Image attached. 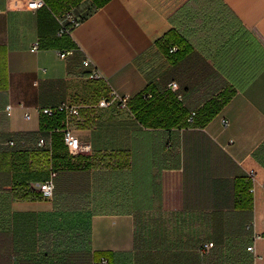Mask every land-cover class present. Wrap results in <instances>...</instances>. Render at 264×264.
Masks as SVG:
<instances>
[{
	"label": "crops",
	"instance_id": "crops-1",
	"mask_svg": "<svg viewBox=\"0 0 264 264\" xmlns=\"http://www.w3.org/2000/svg\"><path fill=\"white\" fill-rule=\"evenodd\" d=\"M30 1L0 0V264H264L246 230L264 233V0ZM68 14L81 25L59 37ZM171 81L185 110L139 123L138 97ZM109 89L131 113L96 106ZM62 103L80 106L86 162L70 159L51 200L27 199L53 168L40 109Z\"/></svg>",
	"mask_w": 264,
	"mask_h": 264
},
{
	"label": "built area",
	"instance_id": "built-area-1",
	"mask_svg": "<svg viewBox=\"0 0 264 264\" xmlns=\"http://www.w3.org/2000/svg\"><path fill=\"white\" fill-rule=\"evenodd\" d=\"M44 6V1L43 0H31L28 4L27 7L29 9H39ZM81 25V20L79 18H76L73 14H68L66 16V22H61L57 35L59 37H62L65 34H71L72 31L76 28H78ZM37 49V44L33 46L32 50ZM177 48L172 47L170 49V53L176 52ZM73 54V50H66L63 52H60V57L61 58H66L70 55ZM83 66L86 69H89L88 73V78L92 81H98L100 80V75L90 63L89 60H84L83 61ZM167 91L173 92L176 94L177 100L182 101V96L179 95L177 92L179 90L178 83L176 81H171L167 84ZM147 98H152V95L149 93L147 95ZM131 97L129 95H121L117 93L113 89H109L105 96L102 97L98 103L97 107L102 108V109H111V108H116L120 111L123 112H129L131 113ZM11 109L12 106L8 105L6 107V112L8 115L11 114ZM40 114L48 119L55 118L57 116L63 117L61 120V125L56 126L53 129L49 130V138L41 137L37 145L41 149H45L48 152L52 151V138L51 136L55 133H60L62 135L63 143L70 155H79L81 153H84L86 151H89V146L83 145L80 139L74 134L72 130V125L74 122H77L81 118V111H80V106L74 105L71 103H62L59 105L55 106H46L42 107L40 109ZM196 115V112H191L190 113V121L194 118ZM25 117L28 119L30 118L29 113L25 114ZM224 124L227 125V122L224 120ZM11 146L14 144L13 142L9 143ZM249 176L252 182L256 181V175L254 170L249 171ZM57 177V171L52 168L50 171V176L47 180L43 181L42 183L38 184H33L30 186L32 190L37 192L40 195V198L43 200H51L54 197V192H55V179ZM255 189L254 186L249 190L250 193H254ZM246 230L250 231L251 233V240L252 244L247 247V251L251 252L255 255L256 259H261L260 256L256 255V248H255V243L258 240H261L264 238V233L258 231L257 229V224L255 219L251 220L246 224ZM203 251L205 253H209L213 248L214 244L212 242H206L202 246ZM102 264L106 263V260L103 259L101 261Z\"/></svg>",
	"mask_w": 264,
	"mask_h": 264
},
{
	"label": "trees",
	"instance_id": "trees-1",
	"mask_svg": "<svg viewBox=\"0 0 264 264\" xmlns=\"http://www.w3.org/2000/svg\"><path fill=\"white\" fill-rule=\"evenodd\" d=\"M152 95V98H147L148 94ZM166 96L161 95H155L152 91H146L141 96L138 97V105L135 112V118L138 120L141 124H152V125H166L169 126L174 121L171 120L172 115L175 113H181V111H184L185 108L182 106L180 101L177 100L176 95H173L171 92L166 91ZM131 106V103H130ZM133 107L131 106V110ZM134 112V111H133ZM158 114H162V119H158ZM63 117L57 116L52 119L45 118L44 119V125L45 127L50 130L55 128L56 126L61 125V120ZM49 159L53 163V168L57 171V175L59 174V171H62V169H68L73 170L74 165L70 162L71 158H79L80 160H85V156L78 155L77 157H70V155L67 152V149L63 143L62 135L60 133L53 134L52 137V151L47 152L45 150ZM117 156V154H114ZM119 160L122 158L117 156ZM63 162V165H62ZM64 166V168H62ZM63 182V179L60 177L57 178L56 186H55V192H61L64 189L61 188V185ZM24 197L27 199L30 198H40V195L32 190L30 186H24ZM88 217L90 215H86L87 220L83 221L81 223V227L84 230L85 237L88 234ZM85 239V238H84ZM51 264H59V263H51ZM62 264V263H61Z\"/></svg>",
	"mask_w": 264,
	"mask_h": 264
},
{
	"label": "rangeland",
	"instance_id": "rangeland-1",
	"mask_svg": "<svg viewBox=\"0 0 264 264\" xmlns=\"http://www.w3.org/2000/svg\"><path fill=\"white\" fill-rule=\"evenodd\" d=\"M67 152H68V151H67ZM68 154H69V153H68ZM81 154H82V153H81ZM81 154H79V155H81ZM69 155H70V154H69ZM77 156H78V155H75V156H74V155H70V157H77ZM78 161H80V159H78ZM83 161H84V163L86 162L85 160H83ZM88 177H89V180L92 179L90 175H89ZM95 178H97V176H96ZM79 179H81V178L79 177ZM79 179H78V181H80ZM56 181H57V178H56ZM55 185H56V184H55ZM80 185H81V184H80ZM61 188H62V189L65 188L64 183H63V187H62V185H61ZM85 219L87 220L86 216L82 217V222L85 221ZM79 222H80V221H77V224H76V225L81 226V225L79 224Z\"/></svg>",
	"mask_w": 264,
	"mask_h": 264
}]
</instances>
